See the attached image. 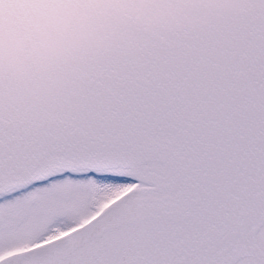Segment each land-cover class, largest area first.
Returning <instances> with one entry per match:
<instances>
[{"label": "water", "instance_id": "1", "mask_svg": "<svg viewBox=\"0 0 264 264\" xmlns=\"http://www.w3.org/2000/svg\"><path fill=\"white\" fill-rule=\"evenodd\" d=\"M116 167L146 185L13 258L264 262V0H0V193Z\"/></svg>", "mask_w": 264, "mask_h": 264}, {"label": "rangeland", "instance_id": "2", "mask_svg": "<svg viewBox=\"0 0 264 264\" xmlns=\"http://www.w3.org/2000/svg\"><path fill=\"white\" fill-rule=\"evenodd\" d=\"M113 172L114 176L106 174L108 177L97 175L98 172L91 176L63 175L50 183L34 186L17 198L3 201L0 204V250L33 240L50 224L65 226L84 219L98 208L102 209L112 195L117 198L132 187L146 185L125 171ZM30 206L32 212L26 214L32 215V227L36 230L28 232L16 226L15 220L26 217L24 210Z\"/></svg>", "mask_w": 264, "mask_h": 264}, {"label": "flooded vegetation", "instance_id": "3", "mask_svg": "<svg viewBox=\"0 0 264 264\" xmlns=\"http://www.w3.org/2000/svg\"><path fill=\"white\" fill-rule=\"evenodd\" d=\"M121 169L123 171H126L129 175L134 176L137 179L140 178V176H142V173H144V174L147 173V171H142L141 173H137V172L129 170V169H124V168H121ZM109 170H111V169H105V170H101V171H88L86 169H68V170L55 169V170H53L52 173H50L45 178H41V179H38L36 181H32L30 183H27V184L21 186V187L14 188L12 190H9L7 192L0 194V204L7 199L17 198V196H19L20 194L24 193L25 191L29 190L30 188H32L34 186L50 183L52 180H55L56 177H60L63 175L82 174V173L93 175L96 172H98V173L99 172H101V173L105 172V174H107L106 171H109ZM91 175H89V176H91ZM75 176H77V175H75ZM111 200H115V195H112L111 198L106 200V202H111ZM24 207H26V206H24ZM99 210L100 209L98 208V210L96 212L92 213L88 217H86L84 219H79L78 221H76L74 223H70V224L65 225V226H57L54 224H52V225L50 224L48 227H46L47 230L46 229L42 230L41 233L37 234L36 238H34L33 240L28 241V242H24V243H22V245H19V246H11V247L6 248V249H1L0 250V264H25V262L27 260L26 258H21V259L13 258L12 255H14V253L24 251L27 248H30V247H32L36 244H39L43 241H46V240L51 239L53 237H56L62 233H65L66 231L74 228L75 226L82 224L89 217H91L95 213L99 212ZM24 212H25L26 217L16 219L15 220L17 222L16 226L24 227L25 229H27L28 232L29 231H35L36 228L32 227V224H33L32 215L26 214V212L27 213L32 212L31 206L29 208L25 209ZM254 241H255V244L260 249V251L262 252V254L264 255V221L260 225L257 232L255 233ZM231 264H264V262L262 261V259H260L259 257L255 256V255L247 254V255H243V256L239 257L236 261H234Z\"/></svg>", "mask_w": 264, "mask_h": 264}, {"label": "bare ground", "instance_id": "4", "mask_svg": "<svg viewBox=\"0 0 264 264\" xmlns=\"http://www.w3.org/2000/svg\"><path fill=\"white\" fill-rule=\"evenodd\" d=\"M26 264V263H25Z\"/></svg>", "mask_w": 264, "mask_h": 264}]
</instances>
